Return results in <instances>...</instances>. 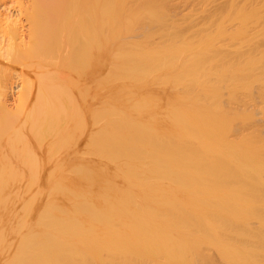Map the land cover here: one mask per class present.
<instances>
[{
    "label": "bare ground",
    "instance_id": "1",
    "mask_svg": "<svg viewBox=\"0 0 264 264\" xmlns=\"http://www.w3.org/2000/svg\"><path fill=\"white\" fill-rule=\"evenodd\" d=\"M46 1L0 0V19L16 2L41 18ZM114 23L84 33L80 48H35L56 39L32 31L0 44L16 68L26 62L15 52H40L33 75L0 70V264H199L203 247L221 254L213 264H264L249 257L264 239V165L255 132L233 133L252 116L226 109L195 73L194 48L213 37ZM243 34L222 48H249Z\"/></svg>",
    "mask_w": 264,
    "mask_h": 264
},
{
    "label": "rangeland",
    "instance_id": "2",
    "mask_svg": "<svg viewBox=\"0 0 264 264\" xmlns=\"http://www.w3.org/2000/svg\"><path fill=\"white\" fill-rule=\"evenodd\" d=\"M21 6L29 7V11H32V5L16 2L10 6L13 16L0 19L1 45L6 44L16 32L21 38L20 34L32 31L45 41L48 38L56 39L53 44L46 43L35 48H80V37L83 38L84 33L93 34L101 28L109 30L108 20L114 24H124L122 30L125 33L140 32L155 37L171 34L176 38L203 34L212 36V39L206 41L205 48H194L199 50L204 60L197 65L195 73L205 72L208 82L219 87L220 97L217 102L226 109L239 113L249 112L251 120L246 118L241 125H236L233 133L255 132L256 147L259 150L257 159L264 165V0H47L35 5L41 18L37 16L34 20L28 18L29 13L20 10ZM238 31H244V40L250 47L233 48L236 45H232L230 48H222L230 41L227 34H236ZM20 46L31 48L25 44ZM38 53L29 52L26 55V51L19 54L15 52V57L21 63V60L26 62V65L16 68L12 64L13 61L17 62L13 59V50L0 48V70L3 64H7L17 77L22 71L28 76L33 75L28 61L37 59ZM226 66H229L231 73L222 82L220 77ZM170 89L179 88L173 84ZM189 89L188 85L186 90ZM230 89L237 93L229 95ZM20 91V84L15 83L10 90V106L17 103ZM196 93L204 98L203 91ZM1 116L2 111L0 122L3 123ZM259 223L258 237H261L264 236V223ZM263 242L264 239L258 240L261 252L257 256L249 254L250 258L264 261ZM202 250L205 258H197L199 264H213V259L219 261L222 258L214 248L203 247ZM4 252L5 246L1 245V261Z\"/></svg>",
    "mask_w": 264,
    "mask_h": 264
}]
</instances>
